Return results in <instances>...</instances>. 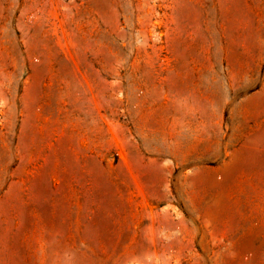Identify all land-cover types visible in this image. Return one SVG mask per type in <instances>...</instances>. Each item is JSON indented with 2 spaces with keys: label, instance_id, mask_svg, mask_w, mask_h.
Wrapping results in <instances>:
<instances>
[{
  "label": "rangeland",
  "instance_id": "rangeland-1",
  "mask_svg": "<svg viewBox=\"0 0 264 264\" xmlns=\"http://www.w3.org/2000/svg\"><path fill=\"white\" fill-rule=\"evenodd\" d=\"M0 264H264V0H0Z\"/></svg>",
  "mask_w": 264,
  "mask_h": 264
}]
</instances>
